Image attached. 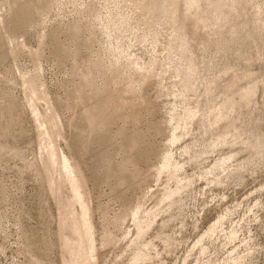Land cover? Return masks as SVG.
<instances>
[{
	"label": "rangeland",
	"instance_id": "rangeland-1",
	"mask_svg": "<svg viewBox=\"0 0 264 264\" xmlns=\"http://www.w3.org/2000/svg\"><path fill=\"white\" fill-rule=\"evenodd\" d=\"M56 1L0 0L6 3L0 22V264H61L57 209L36 166L35 125L20 82L23 73L37 71L64 118L60 149L82 164L97 208L98 234L106 238L99 244V264H264V0H223L226 19L211 7L204 30L186 20L191 48L168 61L163 78L151 76L161 79L162 91L150 82L140 90L154 104L131 88L125 91L131 107L119 105L120 93L113 90L121 85L95 91L80 76L91 58L105 56L99 28L88 29L101 1L79 0V11L73 0ZM155 1L161 6V0L144 3L151 7ZM185 3L178 0L181 10ZM39 8L46 14L47 37L38 65L26 52L11 60L5 31L38 48ZM125 10L124 3L111 0L104 12ZM143 14L129 12L130 25ZM112 15L108 31L126 48L122 57L129 56L119 64L133 55H155L158 71L165 70L170 27L163 26L150 45L142 38L146 27L134 32ZM213 30L222 40L198 45ZM90 33L92 41L85 42ZM170 46L179 50L178 41ZM190 65L198 67L195 79ZM177 67L181 76H174ZM189 77L198 81L183 91ZM191 109L196 113L190 116ZM170 134L178 140L172 142ZM163 161L168 168L160 170ZM137 203L140 221L132 218ZM140 226L146 228L142 236ZM137 251L143 257L135 261Z\"/></svg>",
	"mask_w": 264,
	"mask_h": 264
},
{
	"label": "bare ground",
	"instance_id": "bare-ground-1",
	"mask_svg": "<svg viewBox=\"0 0 264 264\" xmlns=\"http://www.w3.org/2000/svg\"><path fill=\"white\" fill-rule=\"evenodd\" d=\"M58 1L59 0H57L56 3ZM78 1L79 0L72 1L75 6V11H79ZM100 1V7L96 8L94 13L92 14V19L89 22L90 26L88 29L91 30L93 27L99 28L100 33L104 36L103 53L105 56L103 57V60H100L99 55L98 61L100 62L95 60L92 61L91 58V63H88L86 65L88 67H85V69L81 70L80 76H84L85 79H83V82L85 80L90 87L92 86V88L95 89V91L101 92L102 89L109 83L114 84V87L115 85H118L117 87L121 85L120 88L113 90L117 94L120 93L119 99L121 100V102L119 103V105L121 107H124L125 105L131 107V105L134 104L132 101L133 98L128 97L125 94V91L131 90L132 94H136V96L141 97L144 102L146 101L148 103L150 102L149 100L144 99L142 95L139 96L140 90L144 89L143 86L150 82L149 86L155 84L159 91H162L161 79L160 81H157L156 79H152L151 76L157 75L163 78L164 73L168 71V68L166 69V67L171 66L168 65V61H171L174 58V55L180 58L183 57V54H186L184 52H186L189 47L191 48V41L189 39L188 32L185 30L186 20L192 21L195 30H204L205 28L207 29L206 17L208 14L206 15V11L209 8L212 7L221 19H226L228 15L225 8H223V0H186L185 6L182 8V10L180 9L182 5H178V0H161V6L159 5V1H155L151 7L145 5L144 0H127V3H125L124 0H117V2L124 3V7L127 8V11L125 10L126 14L116 11L115 13L104 12L105 8L111 4V0ZM5 4L6 3L0 2V22H2L3 20V14L1 12L4 9ZM158 9L160 12L158 11ZM139 10L144 11L145 16H138L139 19L137 20L136 25H130L129 12H133L134 14H136V12ZM178 11H180L181 13ZM112 14L118 17L122 25L129 26L130 29H132V31L134 32H139V29H141V27H146L142 38L149 41L150 45L156 43L160 32L163 31V26L167 25V27H170V34L166 45L168 47V51L167 54L162 58V65L165 66V70L161 69L160 71H158V60L160 58L155 55L149 56L147 60H140L141 58L139 59L136 57V55H133L132 57L128 58V60H126L128 62H126L125 65H123L122 63L119 64V59L125 54L126 48L120 46L118 38L108 31V19H110ZM147 14L149 15L148 17L146 16ZM39 15L42 16V30L38 39V48L30 47L26 39L23 37L12 38L5 31V43L7 42V44H4V49L5 55H7L8 58H11L12 60V58L14 59V57L19 53L26 52L34 59V62H36V66L38 65L39 60L42 57V51H44L43 46L47 37L45 20L43 19L44 15L46 14L40 8L38 16ZM152 16H155L158 19L153 20ZM83 26L84 25L74 27H76V30H78ZM188 27L191 28V26ZM90 35L91 33L89 34V36L87 35L88 38L84 37L82 39L85 42V39L92 41ZM210 38H213L214 41H221L222 35L220 32H215L214 30L211 32H207L206 37L201 39L198 45H204L208 43ZM173 41L179 42V50L176 52L170 49V43ZM131 43L133 42L131 41ZM128 46L130 47V44ZM128 48L127 50L129 51ZM106 54H109V56H107ZM127 57H122L123 61L125 58L127 59ZM109 58L110 60L107 61L106 59ZM88 61H90V59ZM103 64H107V68ZM180 68H175L174 76H179V74L181 73ZM197 68H194V65H190L187 67V71L193 77V74L196 73L194 71ZM142 70L144 72L152 70L155 74L143 75L140 74ZM106 72H109V74L105 75ZM95 73H100V78H102V80L104 81H102L103 84H99L97 82V78L99 77V75L96 76ZM41 76L42 75H40L38 71L33 75L29 73H23L21 75L20 82L22 84L24 92V99L32 115L35 125V133L33 137H35L36 140L35 145H37L38 154V156L36 155V161L38 164L36 166L39 169H43L44 175L42 173L41 174L43 180H46L47 182V196L49 198V201L50 199L54 201V205L57 209L55 220L58 222L59 229L57 232V236L61 249V264H99L101 259L99 244H103V241L106 238H100L98 234L99 226L95 219L97 208L93 204L91 193H89L86 189L87 177L83 167L81 166L82 164L79 162V160L77 161L73 156H70V154L66 153L62 148L60 149L61 140H65V134L62 132V127L63 130H65L64 118L57 109H54L53 103H55V101L52 100V96L46 89ZM190 77L184 83H181V89L183 91L192 89L193 85L198 81H194L192 80L193 78ZM197 78L198 77H196V79ZM37 79L38 82L36 83ZM125 84H127V88L124 86ZM252 91L253 88L251 87L249 88L247 93H251ZM171 93V89H168L167 94L169 95ZM121 95L126 96L122 97ZM40 102H43L45 108H40ZM150 103L154 104L153 102ZM94 104H91V108H93ZM151 106L153 107V109L157 108L153 105ZM187 112L191 116L192 114L194 115L196 113V109H191ZM221 138L218 139V141L220 140V142H222ZM176 139L177 136L172 134L171 141L174 142ZM169 159L170 158H168V160ZM166 168H168V163L163 161L159 166V169L163 170ZM174 193L175 192L173 191L170 192L168 194V197L173 196ZM140 204L137 203L135 205V208L132 210V218L136 221H140L139 219L142 206ZM145 229L146 228H144V226H140L138 229V236L144 235L143 233L144 231H146ZM142 253L140 251H137L135 253L134 260L138 261L142 259Z\"/></svg>",
	"mask_w": 264,
	"mask_h": 264
}]
</instances>
